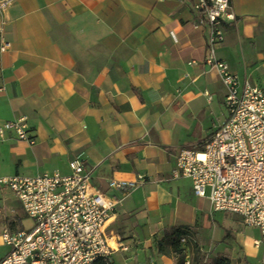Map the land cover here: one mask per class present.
<instances>
[{
	"label": "crops",
	"instance_id": "obj_1",
	"mask_svg": "<svg viewBox=\"0 0 264 264\" xmlns=\"http://www.w3.org/2000/svg\"><path fill=\"white\" fill-rule=\"evenodd\" d=\"M195 1L0 0V31L10 44L0 53V125L27 118L36 138L32 146L12 132L0 139V178L67 175L80 158L99 190L123 197L110 230L128 250L113 264H176L159 253L165 231L187 226L202 239L209 227L199 205L207 198L171 176L180 151L201 148L228 118V90L205 63L209 26ZM232 11L218 58L264 90V0H232ZM214 103L225 110L220 123ZM114 181L133 186L117 190ZM23 216L0 185V260L10 251L3 230L32 227ZM233 233L213 255L200 244L204 264L218 256L264 264L260 238Z\"/></svg>",
	"mask_w": 264,
	"mask_h": 264
},
{
	"label": "built area",
	"instance_id": "obj_2",
	"mask_svg": "<svg viewBox=\"0 0 264 264\" xmlns=\"http://www.w3.org/2000/svg\"><path fill=\"white\" fill-rule=\"evenodd\" d=\"M5 6L0 4V11ZM194 8L209 26L205 63L228 90V118L201 148L180 151L171 176L189 179L194 195L207 198L213 213L238 215L246 227L258 230L261 237L255 247L260 248L264 245V90L241 81L218 58L224 25L236 21L232 0H196ZM9 46L0 31V53ZM30 130L27 118L6 121L0 125V139L12 132L32 146L36 138ZM70 169L67 175L54 171L0 178V185L13 192L33 223L29 229L3 230L10 251L0 264H95L111 262L116 253L128 250L124 238L110 230L122 195L99 190L92 170L80 158L70 162ZM130 186L133 183H111L117 190ZM186 264H191L189 259Z\"/></svg>",
	"mask_w": 264,
	"mask_h": 264
},
{
	"label": "rangeland",
	"instance_id": "obj_3",
	"mask_svg": "<svg viewBox=\"0 0 264 264\" xmlns=\"http://www.w3.org/2000/svg\"><path fill=\"white\" fill-rule=\"evenodd\" d=\"M212 109V110H211ZM210 111H213V114L215 117V121L217 123H220L224 119L225 110L223 106L217 105L214 103L210 107ZM209 124L206 126V128L212 127V122L209 121ZM199 131V127L197 129ZM196 130V134H197ZM205 141V140H204ZM204 143V142H203ZM210 190L207 191V196H209ZM200 207L203 208L204 216L208 217L209 220V227L204 228V234L202 236V239L200 238L199 233H197L195 228H191L192 234H193V242H196L200 249H202L200 244H204L207 249H212L211 254H215L214 247H217V250H220L223 248V243L226 241H230L233 236L235 235L233 232H236L238 229H240V232L249 240L250 243L254 241L255 238H260L261 233L259 231L253 230L249 227H246L242 218L238 215L229 214V213H211V204L207 199H202L199 203ZM23 225L26 227L30 226V221L26 216H23ZM234 234V235H233ZM188 238H185L184 241L182 240L181 244L186 250L187 257L186 259L190 260V263L192 264L194 253L193 248L188 247ZM203 245V247H205ZM188 256L190 258H188ZM211 260H209L210 262Z\"/></svg>",
	"mask_w": 264,
	"mask_h": 264
},
{
	"label": "trees",
	"instance_id": "obj_4",
	"mask_svg": "<svg viewBox=\"0 0 264 264\" xmlns=\"http://www.w3.org/2000/svg\"><path fill=\"white\" fill-rule=\"evenodd\" d=\"M188 238V247L193 248L194 258L192 264H204L205 255L196 242H193V234L190 227H173L165 231L164 236L158 241L159 253L176 260V264H186V250L182 246L183 239ZM95 264H113L105 260H99ZM206 264H234L228 258L218 256Z\"/></svg>",
	"mask_w": 264,
	"mask_h": 264
}]
</instances>
